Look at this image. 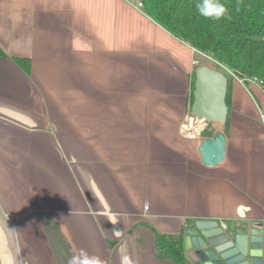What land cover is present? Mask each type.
<instances>
[{
	"label": "crops",
	"instance_id": "0c3cea01",
	"mask_svg": "<svg viewBox=\"0 0 264 264\" xmlns=\"http://www.w3.org/2000/svg\"><path fill=\"white\" fill-rule=\"evenodd\" d=\"M0 52V264H67L81 250L171 264L157 260L154 232L183 235L198 219L263 227L258 117L231 88L225 158L204 167L205 138L178 131L196 56L143 9L0 0Z\"/></svg>",
	"mask_w": 264,
	"mask_h": 264
},
{
	"label": "trees",
	"instance_id": "16d2710c",
	"mask_svg": "<svg viewBox=\"0 0 264 264\" xmlns=\"http://www.w3.org/2000/svg\"><path fill=\"white\" fill-rule=\"evenodd\" d=\"M141 1L149 18L175 39L194 49L197 52L195 56L200 54L211 59L215 69L226 75L228 87L225 101L228 112L233 76L238 79L256 78L264 89V0H221L227 12L219 20L200 16L195 8L198 0ZM193 87L194 73L190 105ZM224 127H228L227 120ZM203 136L211 138L212 134L204 131ZM153 237L158 261L190 264L184 252L182 234L173 236L154 232Z\"/></svg>",
	"mask_w": 264,
	"mask_h": 264
},
{
	"label": "water",
	"instance_id": "95a60500",
	"mask_svg": "<svg viewBox=\"0 0 264 264\" xmlns=\"http://www.w3.org/2000/svg\"><path fill=\"white\" fill-rule=\"evenodd\" d=\"M228 78L206 65L194 69V87L190 114L207 125H224L228 116L226 93ZM200 162L214 168L226 155V137L217 133L198 146ZM242 208L239 214L242 215ZM183 248L192 264H263L264 227L222 228L215 220L198 219L183 232Z\"/></svg>",
	"mask_w": 264,
	"mask_h": 264
},
{
	"label": "rangeland",
	"instance_id": "374dc122",
	"mask_svg": "<svg viewBox=\"0 0 264 264\" xmlns=\"http://www.w3.org/2000/svg\"><path fill=\"white\" fill-rule=\"evenodd\" d=\"M193 54H196V53L194 52ZM196 59H197L196 63L198 66L199 65H206L210 68H215L214 65L212 64L211 60H209L208 58H205L204 56H202L200 54L198 56H196ZM230 87L234 90L236 96L241 101L242 107H244L245 110H248L253 115H255V117L256 116L258 117L260 123L258 124V128L256 127L255 129H253L254 133L256 131H258V129H259V131L264 132V128H263L257 107L255 105V102H257L261 106V108H262V106H264L263 105V95H261L260 92L255 91L251 86H247L248 88H251L252 93L254 94V97H253V99L255 100V102H254L253 99L251 98V96L247 93V91L241 85H239L235 79H232L230 81ZM235 118H236L235 115L232 113V111L230 109L228 112V117H227V121H228V127L227 128H225L224 125H208L205 131L212 134V137L214 135H216L217 133L230 134L229 128L232 124V121ZM225 129H227V130H225ZM236 131H237L238 136L244 134V129L241 127L237 128ZM263 135H264V133H263ZM202 138H204L203 134H202ZM263 227H264V224H263Z\"/></svg>",
	"mask_w": 264,
	"mask_h": 264
},
{
	"label": "built area",
	"instance_id": "2783aa9c",
	"mask_svg": "<svg viewBox=\"0 0 264 264\" xmlns=\"http://www.w3.org/2000/svg\"><path fill=\"white\" fill-rule=\"evenodd\" d=\"M127 2L134 5L137 9H143V4L141 0H126ZM192 52L197 53L194 49H192ZM209 59V58H208ZM211 60V59H209ZM212 61V60H211ZM214 62V61H213ZM226 72H228L231 76H233L228 70L224 68ZM234 79L238 81V83L242 86H246L248 84H255L261 88V82L257 80L256 78H250V79H238L235 76H233ZM262 89V88H261ZM262 95H263V101H264V89H262ZM259 116L264 128V110L259 111ZM207 124L204 120L199 119L193 115L190 114V110L182 117L180 124H179V135L185 139L190 140H197L202 138V134L207 128ZM147 206H145V209ZM223 229H225V226L223 224H220Z\"/></svg>",
	"mask_w": 264,
	"mask_h": 264
},
{
	"label": "clouds",
	"instance_id": "9594fccd",
	"mask_svg": "<svg viewBox=\"0 0 264 264\" xmlns=\"http://www.w3.org/2000/svg\"><path fill=\"white\" fill-rule=\"evenodd\" d=\"M195 8L200 16L210 20H219L227 12L221 0H198ZM67 264H105V262L100 257L90 255L86 251L81 250L78 254L71 256Z\"/></svg>",
	"mask_w": 264,
	"mask_h": 264
},
{
	"label": "bare ground",
	"instance_id": "6f19581e",
	"mask_svg": "<svg viewBox=\"0 0 264 264\" xmlns=\"http://www.w3.org/2000/svg\"><path fill=\"white\" fill-rule=\"evenodd\" d=\"M215 125H220V124H215Z\"/></svg>",
	"mask_w": 264,
	"mask_h": 264
}]
</instances>
